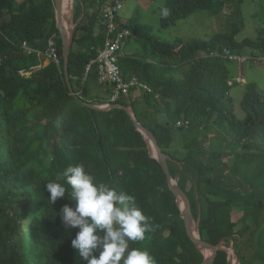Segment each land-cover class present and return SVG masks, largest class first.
Instances as JSON below:
<instances>
[{
    "label": "trees",
    "instance_id": "obj_1",
    "mask_svg": "<svg viewBox=\"0 0 264 264\" xmlns=\"http://www.w3.org/2000/svg\"><path fill=\"white\" fill-rule=\"evenodd\" d=\"M109 1L79 0L74 14L75 22L84 17L76 23L68 64L71 88L79 100L65 80L54 0H0V264H84L71 247L78 229H66L58 215L72 202L66 193L51 205L45 191L49 182L68 188L63 172L80 164L96 183L134 196L149 218L152 230L143 241H130V249L148 251L155 264L202 260L185 234L177 199L130 116L120 109L91 110L81 102H109L87 91L89 82L97 81L95 65L83 81L86 65L106 40L101 8ZM163 7L170 10L167 18L160 16ZM224 7L225 0H166L158 9L157 33L199 11L219 16ZM243 25L241 15H235L229 30L208 41L186 43L164 42L148 28L141 52L118 55V66L124 79L135 77L150 92H140L142 108L123 98L116 103L131 109L136 121L155 136L168 158L171 178L190 200L199 236L214 246L232 241L238 264H264V94L247 84L240 102L244 116L237 118L229 97L236 86L230 62L210 56L224 48L264 56V36L236 40ZM122 28L138 34L137 27ZM50 39L57 46L59 67L52 62L42 66ZM23 43L34 52L26 54ZM157 116L165 123L159 124ZM177 122L188 125L176 128ZM227 156L233 158L230 163L223 160ZM252 169L260 171L257 177L247 175ZM238 203L243 212L233 222L232 209ZM169 231L175 241L165 237ZM249 233L247 249L241 252L237 241ZM212 264H227L225 252L218 251Z\"/></svg>",
    "mask_w": 264,
    "mask_h": 264
},
{
    "label": "clouds",
    "instance_id": "obj_2",
    "mask_svg": "<svg viewBox=\"0 0 264 264\" xmlns=\"http://www.w3.org/2000/svg\"><path fill=\"white\" fill-rule=\"evenodd\" d=\"M169 15L167 7L161 8L162 18ZM63 177L70 193L58 182L46 183L45 191L51 205L66 193L72 202V206L65 204L58 215L66 229H78L71 247L84 264H155L148 251L129 248L130 241H143L145 233L152 230L134 196L96 183L82 164L67 167Z\"/></svg>",
    "mask_w": 264,
    "mask_h": 264
},
{
    "label": "rangeland",
    "instance_id": "obj_3",
    "mask_svg": "<svg viewBox=\"0 0 264 264\" xmlns=\"http://www.w3.org/2000/svg\"><path fill=\"white\" fill-rule=\"evenodd\" d=\"M73 1L72 6L75 13L77 7L81 4L79 0ZM165 3L166 0H125L122 3V8L118 13L119 19L124 20L127 26L137 27L138 32L142 34L141 36L134 35L131 30L124 29L121 25V30H125L130 34L126 41L127 43L130 39V43L125 49V52H128L129 50H140L142 44L140 41H143L144 38H146L148 28L152 33V36H157L160 40L167 43H172L176 39H179L184 43L192 39L208 41L214 36V34L223 33L229 30L232 18L235 15H241L244 23L242 31L236 38L238 42H241L244 39L256 40L259 36H264V0H225V7L221 15L213 16L207 11H199L188 17L186 20L178 22L176 26L158 34V9L164 6ZM144 29L147 33L146 36L143 35L145 34ZM136 40H139V42H136ZM250 52L251 51L249 50H245L243 54L239 55H247ZM227 67L230 77L234 82H236V86L229 93V97L233 101L234 114L237 118L242 119L244 115L240 109V102L245 91V86L253 83L257 86L260 93L264 94V63L253 64L249 62L246 65L239 66L237 63L230 62L227 64ZM156 121L159 124H164L166 120L161 116H157ZM225 142L226 141L222 143V147L225 146ZM148 145L150 154L153 157L155 155L154 150H152L153 148L150 144ZM232 159V156H227L223 160L230 163ZM259 172L260 171L252 169L248 171L247 175L257 177ZM177 205L180 207L178 199ZM232 211L233 218L238 219L243 212V205L241 203L235 204ZM191 223H193V220H191ZM165 235V237L169 240H176L173 231H169ZM249 235L250 233L244 238H241L240 241H237V249L240 248L241 252H245L247 249L246 246L248 244ZM229 245L230 242L227 246ZM219 247V249H223V245ZM199 250H201L202 253V249L200 247Z\"/></svg>",
    "mask_w": 264,
    "mask_h": 264
},
{
    "label": "built area",
    "instance_id": "obj_4",
    "mask_svg": "<svg viewBox=\"0 0 264 264\" xmlns=\"http://www.w3.org/2000/svg\"><path fill=\"white\" fill-rule=\"evenodd\" d=\"M122 8L121 0H111L106 2L101 8V23L105 27L106 40L104 46L97 51L94 59H92L85 67L83 81L89 75L93 65L96 66L97 82L110 88L108 95V104L116 103L120 98H127L131 91L150 92V89L140 83L135 77L128 80L122 77L121 70L118 66V55H122L129 33L121 30L118 13ZM26 54L34 51L29 49L25 43L22 45ZM211 57H217L227 62L237 63L239 66L246 65L251 62L253 64L263 63L264 56H244L233 53L228 49L215 50L210 53ZM48 61L54 63L57 67L60 65V57L54 39L48 41V50L45 57ZM29 76V73L25 74ZM188 122H177L175 127L181 128L187 126ZM221 251L225 252L227 264H238L236 252L233 243L224 245Z\"/></svg>",
    "mask_w": 264,
    "mask_h": 264
},
{
    "label": "water",
    "instance_id": "obj_5",
    "mask_svg": "<svg viewBox=\"0 0 264 264\" xmlns=\"http://www.w3.org/2000/svg\"><path fill=\"white\" fill-rule=\"evenodd\" d=\"M68 2V9H67V29L62 28L61 26V18H62V4L63 0H54V10H55V20L56 25L58 28V32L60 35V42H61V57L63 60V71L66 83L68 85V88L70 90V94L74 96L76 99H79L77 95L74 94L70 80H69V57L71 53V48L73 45V39H74V29H75V19H74V10L73 6ZM80 100V99H79ZM83 106H85L88 109L91 110H97V111H111L115 109H120L125 111L131 118V120L134 123V126L138 132H140L144 138L147 140L148 144H150L154 150V156L152 158L156 159L166 177L167 186L169 190L172 192V194L176 197V199L182 200V206L179 207L180 211V219L185 231L186 236L188 239L196 246L198 247H204V253L202 252V260L198 264H212L214 261V258L218 251V246L212 245L210 242H208L206 239L199 236V234H195L191 230V220H193V216L191 213V205L190 200L186 194V192L177 184L175 180L171 178L168 163H167V156L162 152L160 149V146L153 135V133L148 130L146 127H144L142 124L138 123L133 115V112L125 105L114 103L109 105H101L96 106L88 102L81 101ZM149 146V145H148ZM194 222V220H193Z\"/></svg>",
    "mask_w": 264,
    "mask_h": 264
},
{
    "label": "crops",
    "instance_id": "obj_6",
    "mask_svg": "<svg viewBox=\"0 0 264 264\" xmlns=\"http://www.w3.org/2000/svg\"><path fill=\"white\" fill-rule=\"evenodd\" d=\"M90 2H91V0H90ZM95 9H96V7H93L92 9H89V13L93 12ZM66 15H67V12H66ZM83 19H84L83 14H81L80 17L76 20V23L83 22ZM118 19H119V17H118ZM119 23H120V27H121V25H125L126 24V22L124 20H121V19H119ZM146 34L147 33H146V30H145V34H143V35L146 36ZM137 35L141 36L142 34L138 32ZM146 38H144L143 41H140V43H142V44L143 43H146ZM136 42H139V40H136ZM129 43H130V39L125 44V47H124V49L122 51V55L131 56V55H135V54H138V53L141 52V49L142 48H140V50H138V51L129 50L128 52H125V49L127 48V46H128ZM143 53H144V51H143ZM48 63H49V61L47 60V58H43V60H42V66L45 67ZM187 69H188V67L183 68L182 71H185ZM174 76L177 77L178 76V73L177 72L174 73ZM87 91L92 96H101V97H103L105 99H108V95L110 94V88L107 87V86H104V85H100L96 80H92V81L89 82ZM140 96H141V93L140 92H138V91H132V92H130V94H129V96L127 98H123V99L126 100V102H129L130 104L131 103H135V105L136 104H139V107L142 108L143 105H142V101H141ZM176 102H177L176 99L170 101L172 111H174V109H175ZM149 113H150V115H152V112H149ZM133 115H134V113H133ZM240 217L238 219H234L233 218V211H232L231 218H232V221L233 222H237L240 219Z\"/></svg>",
    "mask_w": 264,
    "mask_h": 264
},
{
    "label": "bare ground",
    "instance_id": "obj_7",
    "mask_svg": "<svg viewBox=\"0 0 264 264\" xmlns=\"http://www.w3.org/2000/svg\"><path fill=\"white\" fill-rule=\"evenodd\" d=\"M66 8H67V0H63V4H62V18H61V26L62 28H66L67 29V15H66ZM153 150V149H152ZM179 204H180V207L182 206V200L179 199ZM191 230L193 233L195 234H198V231H197V227L195 225V222L191 223ZM202 249V252L204 253V247H200ZM201 251V250H200Z\"/></svg>",
    "mask_w": 264,
    "mask_h": 264
}]
</instances>
